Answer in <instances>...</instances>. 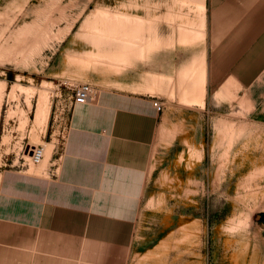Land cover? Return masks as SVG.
Listing matches in <instances>:
<instances>
[{
	"label": "rangeland",
	"instance_id": "rangeland-1",
	"mask_svg": "<svg viewBox=\"0 0 264 264\" xmlns=\"http://www.w3.org/2000/svg\"><path fill=\"white\" fill-rule=\"evenodd\" d=\"M206 4L0 0V175L59 156L78 84L162 104L124 264H264V124L233 93L205 92ZM24 232L0 225V264H25Z\"/></svg>",
	"mask_w": 264,
	"mask_h": 264
},
{
	"label": "crops",
	"instance_id": "crops-1",
	"mask_svg": "<svg viewBox=\"0 0 264 264\" xmlns=\"http://www.w3.org/2000/svg\"><path fill=\"white\" fill-rule=\"evenodd\" d=\"M205 12V92L233 93L264 124V0H207ZM97 92L73 105L59 156L0 175V225L25 231V264L125 262L161 112L155 93Z\"/></svg>",
	"mask_w": 264,
	"mask_h": 264
},
{
	"label": "built area",
	"instance_id": "built-area-1",
	"mask_svg": "<svg viewBox=\"0 0 264 264\" xmlns=\"http://www.w3.org/2000/svg\"><path fill=\"white\" fill-rule=\"evenodd\" d=\"M70 102V110L76 103H87L96 99L97 88L90 83H81L76 85ZM154 105L158 110H162V104L159 100H154ZM27 154L32 158L35 163H39L44 158V148L39 145L29 146Z\"/></svg>",
	"mask_w": 264,
	"mask_h": 264
},
{
	"label": "bare ground",
	"instance_id": "bare-ground-1",
	"mask_svg": "<svg viewBox=\"0 0 264 264\" xmlns=\"http://www.w3.org/2000/svg\"><path fill=\"white\" fill-rule=\"evenodd\" d=\"M199 8L202 9V10H205V4H204V2H202V3L199 4ZM105 37L106 38L115 37V33L112 32V31L106 32L105 33ZM181 42L182 43L180 44V46L181 45H185V43H186L185 40H181ZM201 76L202 77L200 78V82L202 84V83H204V78H205L204 77V71H203V74H201ZM151 90L153 92H159V90H160L159 84H155V85L151 86ZM36 117L38 118V120L39 119L41 120L42 118H44L45 119V122L47 123L48 118H49V109L48 108L44 109V108L40 107L39 110L37 111Z\"/></svg>",
	"mask_w": 264,
	"mask_h": 264
},
{
	"label": "trees",
	"instance_id": "trees-1",
	"mask_svg": "<svg viewBox=\"0 0 264 264\" xmlns=\"http://www.w3.org/2000/svg\"><path fill=\"white\" fill-rule=\"evenodd\" d=\"M261 217L264 215V211L263 212H261ZM262 219V221H264V218H261Z\"/></svg>",
	"mask_w": 264,
	"mask_h": 264
}]
</instances>
